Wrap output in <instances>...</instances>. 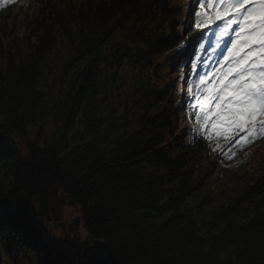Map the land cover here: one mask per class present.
I'll list each match as a JSON object with an SVG mask.
<instances>
[{"label": "trees", "instance_id": "obj_1", "mask_svg": "<svg viewBox=\"0 0 264 264\" xmlns=\"http://www.w3.org/2000/svg\"><path fill=\"white\" fill-rule=\"evenodd\" d=\"M45 1L23 36L0 28V264H264V169L216 198L196 176L200 144L178 136L180 105L143 78L177 36L169 0ZM125 59L139 69L130 93ZM54 70L56 91L43 86ZM51 117L55 141L28 142ZM66 198L107 254L52 242Z\"/></svg>", "mask_w": 264, "mask_h": 264}, {"label": "snow or ice", "instance_id": "obj_2", "mask_svg": "<svg viewBox=\"0 0 264 264\" xmlns=\"http://www.w3.org/2000/svg\"><path fill=\"white\" fill-rule=\"evenodd\" d=\"M14 3L0 0V8ZM192 19L195 29L207 30L189 53L195 80L185 81L195 101L193 140L231 160L264 140V0H195ZM105 252L99 245L98 254Z\"/></svg>", "mask_w": 264, "mask_h": 264}, {"label": "rangeland", "instance_id": "obj_3", "mask_svg": "<svg viewBox=\"0 0 264 264\" xmlns=\"http://www.w3.org/2000/svg\"><path fill=\"white\" fill-rule=\"evenodd\" d=\"M19 22H20L19 25L16 26V30H19V32L23 36L25 34V28L26 27L24 26L22 21H19ZM17 23H18V21H17ZM1 41H2V39H1ZM121 76L122 77L120 80V86L122 88L128 87L127 92H130L131 87H132V84H131L132 80H131V70H130L129 65H125L124 69L122 70ZM59 77H60V72H58L56 70L48 71L46 76H45V80L43 81L44 88L49 89V90L54 88V90L56 91L57 88L59 87V82H58ZM58 131H59V125L57 124L56 119L51 117L49 119V121L47 122V125L44 127L43 131H40L39 129L38 130L37 129H31L30 138L32 139V141L30 140L28 142H30L32 144L35 141H37L42 148H46L48 146V144H50V143L52 144L55 141V139L57 138V132ZM181 136L183 137V140H186L187 136H185V134L182 133ZM3 140L5 141L4 143H6V144L17 145V146L21 147L26 153L28 152L27 150L30 146V143H27V141H25L22 137L13 136L11 134L8 137H5ZM263 163H264V161L262 162V164ZM258 167H259L258 169H256V168L253 169V172L260 173L263 169L262 168L263 165H260ZM199 169H202L201 165H200ZM247 169H248V167L246 168V170ZM200 171H202V170H200ZM199 175H200V172H199ZM68 207H69V205L64 203L62 210H59L60 211L59 215L61 214V216L66 221L67 215L71 214L70 219H72V220L71 221L68 220L66 222L68 224L69 229L71 230V228L75 229V227L72 223H74L76 221V217L79 216V211L77 209L69 210V209H67ZM59 209H60V207H59ZM60 232L62 235L66 234V232H64L63 229H61V228H60ZM85 238H86L85 224H82L80 227H78V229H76L75 240L77 241V244L70 246L71 253L73 255L81 254V253H83L84 249H86V247H84L82 245V240H84L86 243Z\"/></svg>", "mask_w": 264, "mask_h": 264}]
</instances>
